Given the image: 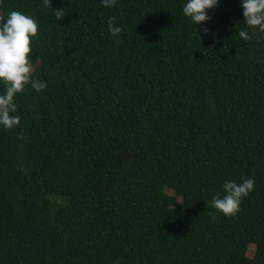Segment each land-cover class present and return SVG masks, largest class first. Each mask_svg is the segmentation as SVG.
Returning <instances> with one entry per match:
<instances>
[{
    "label": "trees",
    "instance_id": "1",
    "mask_svg": "<svg viewBox=\"0 0 264 264\" xmlns=\"http://www.w3.org/2000/svg\"><path fill=\"white\" fill-rule=\"evenodd\" d=\"M187 2L50 0L57 21L43 0H0L38 22L47 84L0 126V264H264V34L240 38L242 0L198 25ZM246 178L236 215L207 206Z\"/></svg>",
    "mask_w": 264,
    "mask_h": 264
},
{
    "label": "clouds",
    "instance_id": "2",
    "mask_svg": "<svg viewBox=\"0 0 264 264\" xmlns=\"http://www.w3.org/2000/svg\"><path fill=\"white\" fill-rule=\"evenodd\" d=\"M117 0H102L105 8L116 5ZM220 0H188L183 7V14L189 17L195 24H203L210 21L208 10L218 6ZM43 4L51 8L57 21L65 18V10L53 9L50 0H43ZM243 21L247 30H241L239 36L245 41H250L258 31L264 34V0H242ZM115 18L107 21L108 30L113 36H119L122 28L114 26ZM198 32V29L196 28ZM205 35L208 29H203ZM39 34V24L30 15L20 11H11L7 18L0 16V83L4 86V93L0 94V126L5 131H11L20 124V116L16 115L18 106L15 101L17 94L23 93L25 87H31L37 92L43 91L47 84L45 81L32 78L33 65L30 60L32 41ZM201 39V38H200ZM119 43V40H117ZM255 180L246 178L242 183L226 181L223 184L225 195L221 198L219 193L207 202L224 216H234L240 211L242 198H245L254 190ZM209 216L215 219V212H209Z\"/></svg>",
    "mask_w": 264,
    "mask_h": 264
},
{
    "label": "rangeland",
    "instance_id": "3",
    "mask_svg": "<svg viewBox=\"0 0 264 264\" xmlns=\"http://www.w3.org/2000/svg\"><path fill=\"white\" fill-rule=\"evenodd\" d=\"M171 196H172V192L171 191H169L168 189H164L163 190V197L164 198H169ZM253 249H254V247L252 245L247 247V250H246V256L247 257H250L252 255Z\"/></svg>",
    "mask_w": 264,
    "mask_h": 264
}]
</instances>
